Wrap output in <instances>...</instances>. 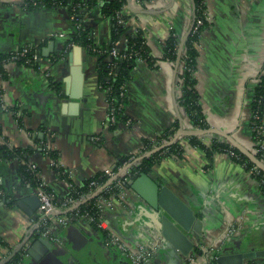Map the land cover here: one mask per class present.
<instances>
[{"label": "crops", "instance_id": "obj_1", "mask_svg": "<svg viewBox=\"0 0 264 264\" xmlns=\"http://www.w3.org/2000/svg\"><path fill=\"white\" fill-rule=\"evenodd\" d=\"M65 1L69 4L72 0ZM21 2L0 0V54L41 43L40 60L36 69L12 62L2 65L6 77H0V128L8 146L37 148L34 136L43 137V129L46 135L53 134L49 144L57 150L58 162L75 182H81L133 153L139 159L147 152L142 154L141 139H154L174 120L184 130L195 129L177 101L180 63L159 58L170 27L181 42L192 26V0H126L130 32L140 29L151 55L158 60L156 68L145 62L136 63L126 83L125 113L130 123H120L114 129L103 125L106 102L97 85L96 59L82 48V96L76 100L60 95L64 79L70 77L74 45L66 50V38H49L48 34L71 32L65 6L25 10ZM205 5L210 24L197 43L195 77L199 103L209 127L231 135L254 153L247 118L248 103L264 61V0H205ZM83 21L93 30L95 40L109 39L110 23L95 4ZM45 73L61 84L59 93L49 85ZM2 103L17 106V115L24 112L23 126L18 125L10 111L1 108ZM207 135L205 140L215 134ZM181 143L182 157H164L152 167L150 176L179 195L202 220V236L193 237L194 246L218 251L225 246L264 249V194L258 181L226 152L216 153L206 169L208 160L203 153L189 146L185 138ZM31 160L49 187L59 194L66 191L39 149ZM16 168L14 161L0 160V182L8 194L15 191L19 199L33 190L18 189L21 184ZM126 197V203L105 214L111 229L132 247L157 238L154 212L131 190ZM32 219L0 200V240L5 244L0 256L12 254L30 237L31 241L25 243L27 248L39 237L34 238L29 230ZM230 227L232 235L225 236ZM58 235L62 244H51L46 253L34 248V256L38 257L25 255L22 264H131L120 251L104 247L99 232L89 225L68 224L58 230ZM184 258L172 249L161 248L151 264H185ZM196 262L205 264L207 256H196ZM246 264H264V257Z\"/></svg>", "mask_w": 264, "mask_h": 264}, {"label": "trees", "instance_id": "obj_2", "mask_svg": "<svg viewBox=\"0 0 264 264\" xmlns=\"http://www.w3.org/2000/svg\"><path fill=\"white\" fill-rule=\"evenodd\" d=\"M193 1V23L190 31L186 35L182 52L179 58L180 71L178 73L180 94L177 99L178 105L184 110L185 115L188 117L190 124L195 129H207V124L202 107L199 103V94L196 89V77L195 71L198 60L197 43L200 34L203 30L208 28L210 22L206 19V5L205 0H192ZM96 5L100 15L108 20L110 23V36L106 42H98L92 35V29L84 24L88 10ZM126 4V0H72L69 4L65 0H22L21 6L25 10H34L41 7H56L57 5L65 6L67 12V19L71 26V32L67 34L65 39V49L67 50L71 45H78L88 54L95 57V72L97 77V85L100 91L104 93L105 99L108 102L109 107L113 108L114 122L111 123L108 128L114 129L120 123H130V120L125 113V106L128 101L126 83L129 81L132 75V70L135 67L137 60L142 59L148 67L156 68L158 58L154 57L150 53V49L146 44V40L143 32L140 29H136L135 32L129 30L128 25L119 24L117 22L116 14L123 9ZM124 20H127V16H122ZM197 19H200L202 23L196 25ZM126 37L127 41L122 48L121 53L125 54V57H108L109 50L115 46V42L120 41L122 37ZM180 43L179 36L172 30L164 40L162 46V52L160 55L161 60L176 61L178 45ZM41 44V43H40ZM40 44L36 45V50L40 55ZM28 48H33L32 45H26ZM35 48V47H34ZM32 50V49H30ZM31 51L28 52L23 58L21 57L16 62L20 65L32 67L36 69L38 62L30 61L26 63V59L30 58ZM8 54H0V77L5 78L6 73L2 67L6 61ZM49 85L56 89L59 93L61 90V84L52 80L48 76ZM9 111L16 118L19 126H23L22 114L17 115L18 107L10 106ZM128 123V124H129ZM247 127L250 138L253 142L252 148L254 155L264 163V146L260 147L264 143V61L262 68L257 76V82L254 84L253 95L248 103V118ZM179 128L178 120H174L170 126L163 129L154 139L142 138V154L155 146H159L162 143H166L171 140L177 129ZM30 131V130H29ZM44 136L38 138L34 136V141L38 144L37 148L33 147H10L6 144L5 138L2 136L0 128V137L4 143L0 144V160L14 161L17 163L16 175L22 186L26 183H30L31 188H34L39 183L37 176L38 171L30 168L32 162V154L40 150L41 153L46 154L48 157L58 160V152L56 149L45 148L42 144L47 141V135L42 129ZM204 135H190L177 137L173 142L167 146L162 147L149 155L142 156L130 167V177H135L140 173L150 175L152 167L158 163L164 157L169 155H176L182 157L184 152V144L182 139H186L189 146L200 150L204 157L208 160L205 168L211 166L213 156L219 152H226L231 155L232 160L242 165L246 170L250 171L251 175L258 181L260 190L264 194V173L258 169L252 162L249 161L237 148L228 143L225 139L220 138L217 135H212L208 140L204 139ZM128 157L124 160H120L116 163L115 167L123 164ZM57 174L58 178L67 179L65 173L59 167L52 168ZM105 176L101 172L94 174L82 180L79 183H72L68 188V194L73 197H78L81 194L88 193L91 189L89 186L90 181L97 183H103ZM47 190H53L48 185ZM1 194H6L2 184H0ZM54 191V190H53ZM55 192V191H54ZM55 195L61 197L62 194L55 192ZM95 198H90L81 208H86L91 215L97 214L96 205H93ZM34 238L37 234H31ZM0 245L4 246V242L0 240ZM218 250H212L207 255V264H217L215 261L218 255ZM192 255L198 256L203 254L199 246H194ZM24 251L19 246L10 256L9 259L3 262V264H22Z\"/></svg>", "mask_w": 264, "mask_h": 264}, {"label": "built area", "instance_id": "obj_3", "mask_svg": "<svg viewBox=\"0 0 264 264\" xmlns=\"http://www.w3.org/2000/svg\"><path fill=\"white\" fill-rule=\"evenodd\" d=\"M126 4L123 6V9L118 11L116 14L117 22L119 24L127 25V20H124L122 16H126ZM206 19L210 22L209 17L206 15ZM202 21L197 19L196 25H200ZM172 31V28H169ZM136 29L132 30L135 32ZM170 33V32H169ZM93 35V32H92ZM49 38L53 37H62L67 38L65 32H52L48 34ZM126 37H122L120 41L115 42L108 53V57H125L124 53H121V50L126 43ZM33 48H28L26 45L15 47L12 50L8 51V57L5 62L17 63L16 61L23 58L28 52L31 51L30 58L26 59V63L33 61L38 62L40 60V55L36 50V45H32ZM72 46V45H71ZM35 47V48H34ZM32 49V50H30ZM137 62H144L142 59H138ZM24 66V65H23ZM45 76L48 77L49 74L45 73ZM126 87V85H125ZM105 98V97H104ZM106 115L103 120L104 126H109L114 122L113 108L109 107L108 102L106 101ZM1 108L9 111V106L2 103ZM127 122L126 124H128ZM264 131V130H263ZM53 137V134H47V141L42 143L45 148L49 149L50 139ZM4 143L3 139L0 137V144ZM264 143L260 145L263 148ZM49 162V165L53 167H59L65 173L67 179H61L65 186V192L58 197L55 195L53 190H47V182L41 177L40 171L36 163L31 162L30 168L37 170V176L39 178V183L34 188H31L30 183H26L24 187L33 190L37 195L39 200V205L36 209V212L33 216L32 222L30 223L29 230L31 233L37 234V236L48 239L54 244H62V240L58 235V230L62 227L67 226L68 224H86L94 228L102 237V242L104 247L114 248L120 251L124 256L130 261L131 264H151L154 256L158 253L160 249V237L153 239L152 241H147L146 243L137 244L136 246H131L130 244L125 243L109 226L105 214L108 210H112L116 205L126 203L127 192L130 191L128 187V179L130 178V167L133 163L138 160L135 156L136 154H131L123 164L118 167H105L101 173L106 178L103 183H97L95 181H90L89 186L91 187L90 191L85 194H81L78 197H73L68 194V188L72 183L75 182L72 179V175L69 171L66 170L55 159L48 157L44 154ZM57 175V174H56ZM1 194V191H0ZM95 198L94 204L97 208V214L91 215L86 208H81V205L84 204L90 198ZM233 229L230 227L226 230L225 236H231ZM25 241L21 242V249L26 250ZM17 249V248H16ZM1 250V245H0ZM213 248H208L202 250L203 254L206 256L211 252ZM11 253L8 252L5 255L0 256V264H3L4 261L9 259ZM185 264H197L196 256L190 254L184 258ZM207 264V262L205 263Z\"/></svg>", "mask_w": 264, "mask_h": 264}, {"label": "water", "instance_id": "obj_4", "mask_svg": "<svg viewBox=\"0 0 264 264\" xmlns=\"http://www.w3.org/2000/svg\"><path fill=\"white\" fill-rule=\"evenodd\" d=\"M190 29L191 27L188 32ZM187 34L188 33H186V35ZM185 37L181 40L178 47L176 59L177 64L179 62ZM80 52V46L74 45L72 47V59L71 64L69 65L70 77L64 79V91L60 93L61 96H68L69 98L76 100H79L82 96L84 81ZM66 105L69 107L71 106L70 104ZM208 133H213L220 138L225 139L264 173V163L261 162L252 152L240 144V142H238L231 135L211 127L207 129L194 130H184L179 127L171 140L159 146L153 147L142 156L149 155L150 153L167 146L177 137L203 135ZM0 184L2 183L0 182ZM127 184L134 196L143 202L152 212H154L156 218L154 221L155 226H153V228L157 231L156 233L160 237V249H172L180 258L187 256L194 248L193 237L202 236V220L196 217L192 208L187 204V202L179 197V195H177L167 185L154 180L150 175L140 173L135 177H130ZM3 187L6 188L4 185ZM22 187L26 189L24 186ZM24 189L21 188V191L24 192ZM5 193L7 194H0L1 201L21 209L28 216H34L39 205L38 197L34 192H28L29 194L27 193V195L19 199L16 198L15 191L13 195L8 194V190L7 192L5 191ZM26 241V243L30 242L31 238L29 237ZM51 244L53 243L48 239L39 236L31 242L30 246H27L23 256H34V248H38L41 252L46 253L47 250L50 249ZM263 257L264 249L242 250L241 248L233 246H225L219 250L215 261L217 264H246V262L250 260Z\"/></svg>", "mask_w": 264, "mask_h": 264}, {"label": "rangeland", "instance_id": "obj_5", "mask_svg": "<svg viewBox=\"0 0 264 264\" xmlns=\"http://www.w3.org/2000/svg\"><path fill=\"white\" fill-rule=\"evenodd\" d=\"M17 187H18V189L23 188L22 185H17ZM23 258H24V256H23ZM26 258H27V257H25L24 259H26Z\"/></svg>", "mask_w": 264, "mask_h": 264}, {"label": "flooded vegetation", "instance_id": "obj_6", "mask_svg": "<svg viewBox=\"0 0 264 264\" xmlns=\"http://www.w3.org/2000/svg\"><path fill=\"white\" fill-rule=\"evenodd\" d=\"M7 194V193H6Z\"/></svg>", "mask_w": 264, "mask_h": 264}]
</instances>
